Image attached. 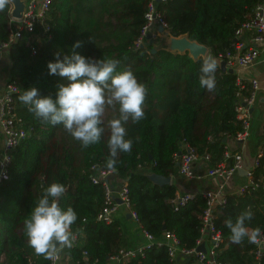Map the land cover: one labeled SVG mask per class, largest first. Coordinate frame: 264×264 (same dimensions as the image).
<instances>
[{"label": "trees", "instance_id": "trees-1", "mask_svg": "<svg viewBox=\"0 0 264 264\" xmlns=\"http://www.w3.org/2000/svg\"><path fill=\"white\" fill-rule=\"evenodd\" d=\"M149 1L52 0L47 18L51 36L23 33L5 50L10 80L18 87L13 93V110L27 134L12 152L8 177L0 185V264H48V259L36 255L28 245L24 221L44 189L54 182L67 187L60 206L65 210L73 207L78 219L72 229L76 233L83 231L82 244L69 249L77 264H109L121 248L133 244L119 219H96L104 205V186L92 180L96 169H108V122L119 117V105L106 106L101 141L83 148L62 124L44 122L18 99L33 86L42 96L55 99L63 78L50 75L47 65L55 61L57 52L61 59L71 54L77 42V53L96 59H118L117 71L131 68L138 81L149 88L146 118L135 124L130 120L125 125L126 138L133 140L132 149L120 153L113 171L126 183L129 208L135 212L137 223L156 238L166 230L173 232L183 248L197 245L203 232L205 189L191 191L193 198L176 206L173 199L186 192L177 193L173 182L154 183L147 172L173 174L183 143L193 146L197 153H208L209 166L233 164L235 152L226 146L243 129L235 107L242 96L250 93L251 86L234 71L223 70L220 60L224 57L219 55L235 51V31L252 15L260 0L157 1L156 11L167 23L163 31L167 29L174 36L187 34L207 45L208 56L218 59L216 87L212 91L200 85L201 67L208 56L194 59L188 52L170 51L164 46L152 52L153 44L147 37L136 42L146 23ZM9 7L0 12V41L7 40L11 31ZM263 162L264 154L250 170L249 183L239 193H226L225 201L213 211L211 223L222 239L215 248L214 263L193 255L188 264H264V249L256 254L257 244L247 238L234 243L225 224L250 208L253 218L246 222L247 226L258 227L264 234ZM207 164L202 165L206 168ZM111 264H175V258L170 257L164 243L153 242L143 248V254Z\"/></svg>", "mask_w": 264, "mask_h": 264}, {"label": "clouds", "instance_id": "clouds-1", "mask_svg": "<svg viewBox=\"0 0 264 264\" xmlns=\"http://www.w3.org/2000/svg\"><path fill=\"white\" fill-rule=\"evenodd\" d=\"M13 0H0L3 12ZM80 42L73 45L71 54L57 52L54 62L47 67L50 75L63 78L57 86L56 98L42 96L35 86L25 90L18 99L37 118L53 126L62 124L83 148L97 144L105 132L104 114L106 106L119 105V117L108 122L110 135L107 141L109 158L106 167L114 171L120 153L131 152L133 140L127 137L125 125L131 120L139 123L146 118L145 101L149 88L139 82L131 68L117 71L120 61L114 58L96 59L75 51ZM219 61L208 56L201 67L200 85L208 91L216 87L215 73ZM63 183L54 182L44 189L28 218L24 221L28 245L36 255L55 260L64 249L73 247L76 240L72 226L78 219L73 207L63 209L60 199L66 194ZM253 218L251 209L242 212L233 221H225L230 229V239L237 244L244 241L256 242L262 237L260 228L247 226ZM59 245V246H57Z\"/></svg>", "mask_w": 264, "mask_h": 264}, {"label": "built area", "instance_id": "built-area-1", "mask_svg": "<svg viewBox=\"0 0 264 264\" xmlns=\"http://www.w3.org/2000/svg\"><path fill=\"white\" fill-rule=\"evenodd\" d=\"M158 0H150L148 3V9L145 12L146 23L144 24L141 35L137 39V43H141L142 38L146 37L147 33H154L151 29L159 25L164 28L167 27V23L162 19L161 15L156 11ZM23 8L20 15L12 14L13 4L9 7V23L11 27L10 34L7 40L0 41V50H7L10 44L17 38L21 37L23 33H32L35 37H38L41 32L45 33L46 37L51 36V24L47 21L48 13L51 7L52 0H22ZM39 29V32H38ZM245 32H249L251 44H249L243 51L244 42L240 38H244ZM153 34V35H154ZM235 35L238 38L235 44L234 52H226L219 56L224 57L227 67L235 66H249L254 64L261 51L264 50V0H260L253 9L252 15L243 22L235 31ZM32 52H35L36 48L31 45ZM2 64L0 61V70ZM238 83L241 80L238 79ZM251 91L247 96H242L235 107L236 115L242 120L243 129L236 134L237 140H243L247 137L250 126V107L254 103L257 93L261 92L264 96V85L260 84L257 78H251L249 80ZM18 91V87L14 81L10 80V77L5 81L4 94L0 98V126L3 134V156L0 160V185L4 179L8 177V166L12 157V152L20 142V140L26 136L27 129L21 125V120L15 115L13 110V93ZM264 154V141L258 147V151L254 158V165L258 163V158ZM225 155H229V151L225 152ZM208 153H197L195 148L188 143H183L178 159V171L190 178L201 177L202 174L198 171V167L201 164L208 162ZM242 155L240 152L234 153V162L231 166H227L225 162H220L217 165H206L204 173L207 176L216 179V184L213 188H208L203 192L206 199V206L203 213V227L209 230V239L211 240V246L209 250L205 251L196 250L197 245L200 244V239L197 240V245L190 248H183L180 246L175 234L171 231H164L161 238L154 237L151 233L141 229L143 236L146 239L145 245L123 247L119 252L112 256V260L115 262L121 261L125 258L136 256L137 254H143V248L157 242L158 244L164 243L167 246L168 253L171 258H175L178 253L185 255H195L200 260L206 259L210 263H214L215 248L220 243L221 236L218 232H215L211 218L213 211L218 204L225 201L226 196V183L230 180L234 172L241 167ZM94 167V166H93ZM250 173V172H249ZM113 175V171L109 169H96L92 180L94 182H101L104 186V205L98 212L96 219L110 222L114 218V214L120 203L124 204L129 210L130 215L134 220L137 219L136 214L129 208L128 195L126 183L122 182L118 191L115 192L110 181V176ZM245 186V185H244ZM242 186L240 190L243 189ZM192 192H186L181 195H177L173 199L174 205L184 204L189 199L193 198ZM76 237L78 238V234ZM75 240L74 244H78V240ZM257 244L256 254H259L264 245V234L261 238L255 242ZM48 264H62L59 260V256L55 260H49ZM82 264H88L87 261H83Z\"/></svg>", "mask_w": 264, "mask_h": 264}, {"label": "crops", "instance_id": "crops-1", "mask_svg": "<svg viewBox=\"0 0 264 264\" xmlns=\"http://www.w3.org/2000/svg\"><path fill=\"white\" fill-rule=\"evenodd\" d=\"M153 32V28L151 29ZM156 37L159 34V30L156 29ZM247 35L241 37L240 39L244 42V47H247L251 44V40L248 37L249 32ZM245 33V34H246ZM7 52L5 50H0V61L2 64V68L0 70V98L4 94V84L6 79L9 76L8 67H9V60L6 56ZM233 71L237 74L240 79H245L249 81L251 78H257L260 81L261 85H264V50L261 51L257 61L254 64L249 66H235L233 67ZM264 141V96L261 92L257 93V97L250 107V126L247 137L243 140L232 139L228 140L227 142V149L231 152H240L242 155V164L239 169H237L230 180L226 183V193H239L240 188L250 181V170L255 166L254 165V158L258 151V147ZM3 156V134L2 129L0 126V160ZM178 162V161H177ZM176 162V164H177ZM262 168L264 170V162L262 163ZM198 171L201 172V177L190 178L178 171V167H176V171L171 174V182L175 183L178 192H195V191H203L204 189L213 188L216 184V179L213 177H208L205 175V166L201 164L198 167ZM261 180L263 181L264 186V172L261 176ZM111 184L114 188V191L117 192L119 187L121 186L122 182L118 177L115 175L110 176ZM170 182V183H171ZM114 217L119 219L124 226L128 238L132 241L133 244L129 246H137V245H145L146 239L142 234L141 226L137 223L134 218L130 215V210L122 203L119 204ZM250 228V227H249ZM78 244L80 245L83 242V231H78ZM209 230L206 228L202 232V236L200 237V244L204 245V248L209 250L211 246V240L209 239ZM158 238H161L158 237ZM59 246V245H57ZM126 246V247H129ZM264 249V245L262 247ZM190 256L193 255H185L182 253H178L175 257V264H188V259ZM199 259V258H198ZM59 260L62 264H77L76 261L72 258L69 254V249H64L59 254ZM115 263L114 260L110 259L109 264Z\"/></svg>", "mask_w": 264, "mask_h": 264}, {"label": "water", "instance_id": "water-1", "mask_svg": "<svg viewBox=\"0 0 264 264\" xmlns=\"http://www.w3.org/2000/svg\"><path fill=\"white\" fill-rule=\"evenodd\" d=\"M12 4H13L12 11H11L12 14L20 15V12L23 8L22 0H13ZM158 30L160 32H163L164 27L162 25H159ZM146 37L149 39V42L152 43L153 37H154L153 34L149 32L146 34ZM164 47L170 51L188 52V54L194 59H197L199 57H206L209 55V48L207 45L201 42H198L194 39H190L187 34H182L179 36H174V35H171L170 33L167 34L165 37ZM155 49L156 48L152 47L151 51L153 52ZM220 66L223 70L227 69L230 72L233 71L232 67H226V62L224 59L220 60ZM223 140H225V138H223ZM147 176L151 181H153L154 183L160 184V185L168 184L171 182L170 175H162V174H158L153 171H149L147 172ZM196 250L205 251L204 245L202 243L197 245Z\"/></svg>", "mask_w": 264, "mask_h": 264}, {"label": "rangeland", "instance_id": "rangeland-1", "mask_svg": "<svg viewBox=\"0 0 264 264\" xmlns=\"http://www.w3.org/2000/svg\"><path fill=\"white\" fill-rule=\"evenodd\" d=\"M167 31L168 30L166 29L163 32H159V34L157 35V37L155 35H153L154 37H153L152 44H153V47L154 48L161 47V46H165V37H166L167 34H169Z\"/></svg>", "mask_w": 264, "mask_h": 264}]
</instances>
